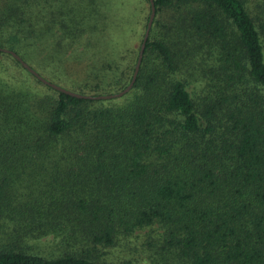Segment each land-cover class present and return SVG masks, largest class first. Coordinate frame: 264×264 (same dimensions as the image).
I'll return each instance as SVG.
<instances>
[{"label":"trees","instance_id":"obj_1","mask_svg":"<svg viewBox=\"0 0 264 264\" xmlns=\"http://www.w3.org/2000/svg\"><path fill=\"white\" fill-rule=\"evenodd\" d=\"M153 1L136 80L104 104L3 49L72 91H121L144 32L110 60L97 0H0V232L86 244L44 257L0 243V264H111L90 254L154 225L162 244L149 245L185 264H264V28L246 0ZM9 64L55 95L33 99Z\"/></svg>","mask_w":264,"mask_h":264},{"label":"rangeland","instance_id":"obj_2","mask_svg":"<svg viewBox=\"0 0 264 264\" xmlns=\"http://www.w3.org/2000/svg\"><path fill=\"white\" fill-rule=\"evenodd\" d=\"M97 2L100 4L99 6L105 17V29L103 30L104 33H102V36L106 39L101 37L100 39L103 40L96 43L101 44L103 49H106L104 52L107 53L109 52L107 51V47H110V60L113 59V55H117L119 53H115L116 49L123 50L128 46H132V44H135L136 46L137 44L139 45V36L137 37V35H141L144 32L143 25L148 11L147 3H145L144 0H97ZM245 4L251 16L255 17L254 19L257 20L256 23L258 27L264 28V0H246ZM95 7L97 6L95 5ZM173 14L174 13L171 9L165 10V12L161 14L164 16L163 19H160L161 24L164 25V23L171 22ZM98 28L101 29V24L98 25ZM156 29L158 33H163L161 25H157ZM116 35L118 36V41L115 45H113L114 39L111 38ZM89 42L91 44L93 43L92 41ZM112 46H114V49H112ZM67 55L65 54L64 60L68 58ZM124 59L125 60H123L122 65H125L128 62V57ZM70 62L73 63V60H69L68 63ZM93 63L94 61H89L88 59H84L81 62V64L84 65H91ZM7 67L11 70L13 77L23 84V90L28 92L33 99H38V96L45 97L46 95H55L54 91L39 83L34 76L26 72L24 69H21L19 66L9 64ZM65 71V81L68 80L70 83H80L82 76L79 71L74 69H65ZM45 77L49 79L48 76ZM111 77L112 74L110 72V80ZM52 81L55 82V80ZM103 84H108L107 79L103 82ZM60 85L65 88L70 87L66 83H61ZM87 88L89 89V87ZM88 89L87 91L91 92L88 93L90 95L114 94L119 92V88L114 87L112 84L99 91H91ZM119 99L120 98L118 97L111 98V101L117 102ZM103 100H106L104 104L110 103V99ZM64 232V230L57 232L50 231L45 235L30 233L31 235H24L20 240L13 237L8 238L7 235L3 236L0 232V235L3 236L0 238V243L1 245L7 244L6 246L12 245L16 249L21 248L29 253L38 254L44 257L62 255L67 250L70 251L73 248L79 249L81 246L86 245L82 243L74 244L72 239L69 241L70 244H68V242L64 239ZM161 232L162 230L158 228L157 225H154L151 228L135 232L130 237L118 239L113 246L106 248L101 247L96 250L94 254L90 255L97 260L108 261L111 264H185L183 258H178L173 251H160L156 245H149L148 242H151L152 240L159 245L162 244L161 237H159Z\"/></svg>","mask_w":264,"mask_h":264},{"label":"water","instance_id":"obj_3","mask_svg":"<svg viewBox=\"0 0 264 264\" xmlns=\"http://www.w3.org/2000/svg\"><path fill=\"white\" fill-rule=\"evenodd\" d=\"M150 2V14L147 20V24H146V28L142 37V41L140 43V47H139V52H138V57L134 66V71L132 74V78L129 82V84L121 91L114 93V94H99V95H90V94H82V93H78L75 91H72L70 89H67L59 84H56L48 79H46L45 77H43L42 75H40L34 68H32L27 62H25L18 54H16L15 52L8 50V49H3L4 51H7L9 53L12 54V56L14 58H16L20 64L26 69L28 70L31 74H33L38 80H40L43 84H46L50 87H52L53 89L63 92L65 94H68L70 96H74L77 98H85V99H111V98H117L122 96L123 94H125L126 92H128L132 85L134 84L138 71H139V67L141 64V60H142V56H143V52L145 49V44L146 41L148 39L149 36V32L153 23V19L155 16V4L153 0H149Z\"/></svg>","mask_w":264,"mask_h":264}]
</instances>
